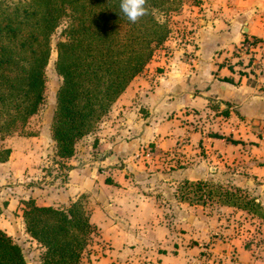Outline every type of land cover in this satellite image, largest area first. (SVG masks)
Returning <instances> with one entry per match:
<instances>
[{"label": "crops", "instance_id": "obj_1", "mask_svg": "<svg viewBox=\"0 0 264 264\" xmlns=\"http://www.w3.org/2000/svg\"><path fill=\"white\" fill-rule=\"evenodd\" d=\"M188 3V27L155 49L72 157L54 155L51 130L44 146L42 135L29 136L30 151L0 139V149L10 148L0 162L6 206L14 197L5 189L7 180L22 188L26 169L51 142L54 167L64 173L52 175L47 201L31 189L13 192L38 205L80 199L98 229L96 246L109 248L88 255L94 264H253L260 258L239 239L214 236L216 225L199 218L198 204L178 199L168 185L199 178L196 164L222 159L219 152L242 144L222 135L256 142L264 130V45L256 47L255 58L243 48L246 40L264 41V0Z\"/></svg>", "mask_w": 264, "mask_h": 264}, {"label": "trees", "instance_id": "obj_2", "mask_svg": "<svg viewBox=\"0 0 264 264\" xmlns=\"http://www.w3.org/2000/svg\"><path fill=\"white\" fill-rule=\"evenodd\" d=\"M172 0H147L148 14L130 22L120 0H0V136L22 131L44 102L52 36L61 76L51 125L54 155H74L131 80L141 74L169 33L156 9ZM236 142V141H235ZM10 148L0 149V162ZM26 232L43 249L41 264H78L98 229L80 199L64 206L21 201ZM0 264H27L0 227ZM253 264H264L256 258Z\"/></svg>", "mask_w": 264, "mask_h": 264}, {"label": "rangeland", "instance_id": "obj_3", "mask_svg": "<svg viewBox=\"0 0 264 264\" xmlns=\"http://www.w3.org/2000/svg\"><path fill=\"white\" fill-rule=\"evenodd\" d=\"M189 5L188 0H172L165 5L164 10H155L156 16L160 19L162 18L163 21L166 20L168 23L170 33L167 39L173 36L174 32L188 27L189 21L186 18V12L189 9ZM60 31L61 27L51 39V54L45 69L46 82L43 104L38 112L30 118L22 131L5 135L3 138L0 136V139L5 140L2 145L19 144L27 151H30L33 143L30 144L28 137L32 135H42L40 136L41 142L43 146L46 145L45 139L51 130L56 108V94L61 84V76L57 73L55 67L57 57L56 43L60 39ZM189 32L190 30H185L183 38L189 37ZM50 134L52 136V130ZM232 135L233 133L230 136H222L234 143L242 141L243 145L226 147L223 152L221 151L217 154L222 159H209L202 166L196 164V167L201 169L199 178L175 180L168 186L173 189L171 191L178 199L183 200L185 203L198 204L196 214L199 218L212 221L216 225L215 231L217 234L213 233L214 236L220 235L223 238L239 239L246 248L252 249L258 257L264 259V130L259 135H255L256 142H245L233 138ZM50 143L49 141L47 150L44 147L39 150L36 158L39 159L38 162L34 163L31 169H26L28 179L25 180L26 183H21L23 189L18 188L19 182L17 180H7L6 186L8 188L5 189L7 193L14 196L13 204L6 206L8 201L0 199V227L20 245L27 264H41L43 249L25 230L23 221L20 218L21 211L19 210L22 207L20 206L22 201L20 196H25L24 194H28L29 189H31L44 201H47V196L53 192L47 187V185L54 182L52 175H56V173L57 175H63L64 172L60 173V170H56L54 167L56 158L51 152ZM226 144L227 142L225 141V146ZM245 144L255 145L252 147ZM215 151L218 150L216 149ZM199 152L202 154L201 150ZM204 155L207 156L208 154L204 153ZM59 167L61 170L67 168L62 163H59ZM19 189H22L24 194L21 192L16 197V192L13 191ZM6 194L5 197L7 196ZM165 195L166 193L163 194L164 197ZM67 204L61 203L58 206ZM6 207H8V210L4 211ZM97 239L98 237L96 236L93 238L87 248V252L83 254L78 264H94L93 260H89L88 255L93 251L101 252L102 249L99 246L103 247V249H109L103 243L96 246L100 243Z\"/></svg>", "mask_w": 264, "mask_h": 264}, {"label": "clouds", "instance_id": "obj_4", "mask_svg": "<svg viewBox=\"0 0 264 264\" xmlns=\"http://www.w3.org/2000/svg\"><path fill=\"white\" fill-rule=\"evenodd\" d=\"M146 4L147 0H120V9L130 22L136 23L148 14ZM161 22H163L162 18Z\"/></svg>", "mask_w": 264, "mask_h": 264}, {"label": "built area", "instance_id": "obj_5", "mask_svg": "<svg viewBox=\"0 0 264 264\" xmlns=\"http://www.w3.org/2000/svg\"><path fill=\"white\" fill-rule=\"evenodd\" d=\"M259 44H263L264 45V41H261V42H258L256 40H253V39H249V40H246L245 43H244V50L246 51L247 54H249L251 56V58H255L253 55H254V51L256 50V47L259 45Z\"/></svg>", "mask_w": 264, "mask_h": 264}]
</instances>
